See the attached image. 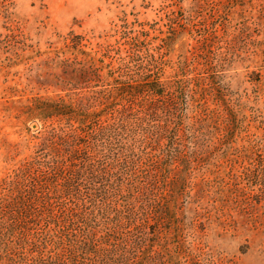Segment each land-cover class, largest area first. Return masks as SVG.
Masks as SVG:
<instances>
[{
	"label": "trees",
	"instance_id": "1",
	"mask_svg": "<svg viewBox=\"0 0 264 264\" xmlns=\"http://www.w3.org/2000/svg\"><path fill=\"white\" fill-rule=\"evenodd\" d=\"M140 26L103 42L71 31L49 51L65 97L23 110L41 125L0 180V264H206L183 241L170 247L179 202L214 186L245 197L210 184L202 164L234 155L242 190L264 187V133H248L253 116L225 82L241 64L264 105V0H197L164 27Z\"/></svg>",
	"mask_w": 264,
	"mask_h": 264
},
{
	"label": "rangeland",
	"instance_id": "2",
	"mask_svg": "<svg viewBox=\"0 0 264 264\" xmlns=\"http://www.w3.org/2000/svg\"><path fill=\"white\" fill-rule=\"evenodd\" d=\"M195 1L0 0V180L34 150L32 134L41 122L27 119L23 113L26 105L36 97H65L64 82L56 77L58 70L47 65L53 56L49 51L59 50L64 36L72 31L95 36L102 42L107 37L113 41L115 30L126 24L135 25L136 29L140 24L149 30L151 26L164 27L168 15L173 11H189ZM228 68L231 79L225 82L231 90L243 95L245 112L253 116L248 118L251 119L248 133L261 136L264 113L257 118L255 114L259 115L264 105L253 102L257 98L255 83L241 64ZM242 80L245 82L240 84ZM233 157L215 152L208 165H200L202 169L197 174L205 172L214 185L215 180L221 185L225 180L234 192L241 190L239 193L245 198L238 199L234 194L232 199L224 200L214 186L209 190L215 191L211 196L197 201L192 197L182 199L179 203L184 206L178 215L182 228L178 233L172 230L168 233L170 247L175 248L176 240L183 241L187 251L202 253L200 258L206 264H264V187L242 190L245 186L239 173L242 167L236 164V171L231 170L227 161ZM193 181L198 190L199 180Z\"/></svg>",
	"mask_w": 264,
	"mask_h": 264
}]
</instances>
